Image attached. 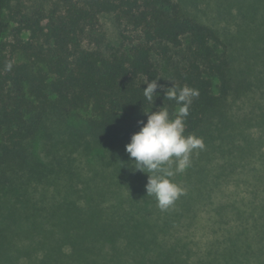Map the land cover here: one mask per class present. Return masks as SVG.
Instances as JSON below:
<instances>
[{
    "label": "trees",
    "instance_id": "trees-1",
    "mask_svg": "<svg viewBox=\"0 0 264 264\" xmlns=\"http://www.w3.org/2000/svg\"><path fill=\"white\" fill-rule=\"evenodd\" d=\"M11 2L0 0V264H264V168L240 178L264 142V102L258 122L231 116L252 88L220 34L182 0ZM106 15L119 28L111 47ZM154 78L199 91L184 134L205 145L170 177L185 194L166 211L125 152ZM157 91L150 112L174 116ZM251 120L253 141L240 127ZM230 178L250 197L216 201Z\"/></svg>",
    "mask_w": 264,
    "mask_h": 264
},
{
    "label": "rangeland",
    "instance_id": "rangeland-1",
    "mask_svg": "<svg viewBox=\"0 0 264 264\" xmlns=\"http://www.w3.org/2000/svg\"><path fill=\"white\" fill-rule=\"evenodd\" d=\"M32 1L25 0L27 4ZM182 2L189 12L195 14L202 22L212 26L228 44L234 60V74L238 77L236 80L240 81L245 77L251 82L250 88L252 89L250 92L240 95L241 89L239 88V95L230 102V106L232 105L230 108L231 116L235 120L253 118V121L256 119L258 122L261 113L257 104L264 102V0L261 2L260 0H182ZM11 3L14 5L16 0H12ZM101 23L107 35V46L111 47L118 44L119 28L113 17L110 15L103 16ZM257 77L259 81H257ZM253 121L251 120L249 124L240 123V127H243L245 131L242 132L246 133L245 136L252 141L261 132L258 123ZM239 143H243L241 138H239ZM251 157L252 162L249 163L248 168L246 167L247 169L244 168L245 174L243 171L242 173L241 171L237 172L238 174L241 173V179L244 175L247 177L248 170L253 166L264 168V142L260 143L259 154L256 152ZM221 159L219 157L211 164L215 166ZM239 183L240 185L237 184L236 180L230 178L228 182L221 185L219 190L217 188L215 200L225 202L231 200L235 196L229 193L235 188H239L240 191L236 194L237 198H246L250 192L249 185L243 180H240ZM202 215L204 217L205 212H202ZM203 222L208 224L204 218L201 223L203 224ZM209 233L201 229L195 232L197 242L199 241L201 247L209 239Z\"/></svg>",
    "mask_w": 264,
    "mask_h": 264
},
{
    "label": "clouds",
    "instance_id": "clouds-1",
    "mask_svg": "<svg viewBox=\"0 0 264 264\" xmlns=\"http://www.w3.org/2000/svg\"><path fill=\"white\" fill-rule=\"evenodd\" d=\"M8 70L11 64L6 65ZM158 79L144 80L143 97L154 107V101L160 96L157 89L163 91V101H174L177 105L175 115L171 116L164 105L156 111H143L146 122L138 120L139 131L133 133L130 142L125 145L131 169L147 175L146 195L154 197L161 211L168 210L185 194V191L170 177L185 172L191 167V155L196 150H203L202 138L194 134L185 135V119L190 106L199 91L195 88L177 87L171 82L170 87L158 84ZM174 166V167H173Z\"/></svg>",
    "mask_w": 264,
    "mask_h": 264
}]
</instances>
